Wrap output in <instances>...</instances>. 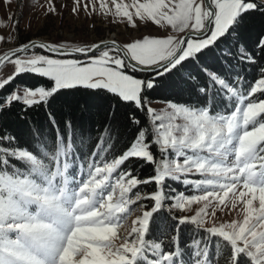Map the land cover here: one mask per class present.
<instances>
[{
	"label": "snow or ice",
	"instance_id": "snow-or-ice-1",
	"mask_svg": "<svg viewBox=\"0 0 264 264\" xmlns=\"http://www.w3.org/2000/svg\"><path fill=\"white\" fill-rule=\"evenodd\" d=\"M28 6L45 20L62 15L54 0ZM70 11L138 35L30 38L3 52L0 71H12L0 75V115L19 104L27 119L60 91L83 88L132 104L133 135L121 144L109 123L89 152L93 138L47 110L52 134L33 127L34 151L0 127V264H264V0H72ZM10 19L19 40V18ZM249 20L259 21L254 33L242 30ZM149 22L157 33L140 32ZM244 64L258 65L254 82ZM23 75L41 82L17 83ZM174 76L186 94L152 107L149 94ZM133 160L152 174L140 178Z\"/></svg>",
	"mask_w": 264,
	"mask_h": 264
},
{
	"label": "trees",
	"instance_id": "trees-1",
	"mask_svg": "<svg viewBox=\"0 0 264 264\" xmlns=\"http://www.w3.org/2000/svg\"><path fill=\"white\" fill-rule=\"evenodd\" d=\"M258 28V20H249L242 30L254 33ZM227 43L228 40L226 39L220 41L221 46ZM208 62L215 63V58L212 54L208 56ZM242 68V76L245 80L254 82V80L258 78V65L244 64ZM20 81H23L28 86H34L41 82V78L32 75H23L18 78L17 83ZM44 82L51 86L50 82H47L46 79ZM8 90L9 89L6 88L3 92H7ZM183 94L186 93L183 92V84L180 77L174 76L165 80L160 88L149 94L148 98L152 101H167ZM19 109L20 105L16 104L13 106L12 111L0 115V127L7 129L21 146L26 145L29 149L34 151L36 149L33 146L37 141L32 135L33 127L39 129L41 134L45 132L52 134L51 125H49L46 116L47 110L54 112L58 120L70 119L74 131L80 132L83 137L87 138L91 136L93 139L88 144L89 152L94 149V145L97 143L98 138L104 134L105 126L109 123L118 126L120 136L119 142L121 144L130 139L133 135V128L127 123L128 113L134 110L132 104H118L113 98L96 95L83 88L60 91L50 100L48 105L30 109L27 113V119L20 118L18 115ZM136 114L143 120V116L139 112ZM61 131H63V124H61ZM113 136L115 137V133H113ZM76 151L79 152L80 150L76 149ZM80 155L82 156L83 153L80 152ZM142 163L141 161L133 160L130 162L129 166L132 167L134 171L139 168V177L146 178L152 174V168L147 164L141 167ZM171 183L178 189H181V187L184 188L182 185ZM141 187H146V191H151L155 186L146 185ZM169 187L168 183V188ZM184 190L186 193L191 192L189 189ZM190 232V226L185 225L181 227V246H184L190 239ZM149 238H151V236Z\"/></svg>",
	"mask_w": 264,
	"mask_h": 264
},
{
	"label": "rangeland",
	"instance_id": "rangeland-1",
	"mask_svg": "<svg viewBox=\"0 0 264 264\" xmlns=\"http://www.w3.org/2000/svg\"><path fill=\"white\" fill-rule=\"evenodd\" d=\"M125 2H128V0H125ZM54 3L56 8L61 11L62 15L58 17H48L45 20L38 14V9L30 10L28 0H24L23 15L20 14L17 0H12L11 3H5V0H0V36L5 37V40H7L10 35L13 37L10 42L0 41V54L12 47L18 46L19 43L26 42L27 39L30 38H39L45 39L47 42H56L58 40L63 41L64 37H75L77 41L92 43L98 42L101 39L113 37L117 39L118 42H123L129 36L138 35V33L131 28L125 31V26L123 24L108 21L99 16L93 15L92 17L86 18L83 13H81L79 17L73 16L70 11L72 0H54ZM65 4L68 5L67 9L62 7V5ZM13 16L19 18V40L15 39V30L13 27L15 19H10V17ZM29 22H31V30H28ZM92 25H95L94 29L91 28ZM157 30L158 26L149 22L147 27H142L140 29V32L157 33ZM11 71V66L7 65L0 71V75L11 74ZM150 101L151 106L158 109L162 108L165 102L161 100ZM168 183L170 186L168 188L169 190L175 189L176 191H185V188L181 187V189H178L176 186L172 185L171 182ZM140 190L142 192L146 191V187H140ZM186 194L193 193L191 191ZM136 214L138 213H134L130 219H134ZM218 215L223 216L225 219L234 218V214L233 216H228L218 212Z\"/></svg>",
	"mask_w": 264,
	"mask_h": 264
},
{
	"label": "water",
	"instance_id": "water-1",
	"mask_svg": "<svg viewBox=\"0 0 264 264\" xmlns=\"http://www.w3.org/2000/svg\"><path fill=\"white\" fill-rule=\"evenodd\" d=\"M34 39H39V38H34ZM106 39H111V38H106Z\"/></svg>",
	"mask_w": 264,
	"mask_h": 264
},
{
	"label": "bare ground",
	"instance_id": "bare-ground-1",
	"mask_svg": "<svg viewBox=\"0 0 264 264\" xmlns=\"http://www.w3.org/2000/svg\"><path fill=\"white\" fill-rule=\"evenodd\" d=\"M114 38V37H113Z\"/></svg>",
	"mask_w": 264,
	"mask_h": 264
}]
</instances>
